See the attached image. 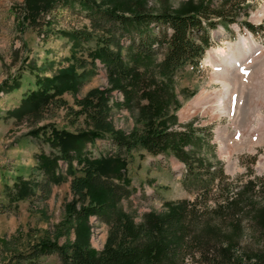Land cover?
<instances>
[{
  "label": "rangeland",
  "instance_id": "obj_1",
  "mask_svg": "<svg viewBox=\"0 0 264 264\" xmlns=\"http://www.w3.org/2000/svg\"><path fill=\"white\" fill-rule=\"evenodd\" d=\"M145 1L147 8L163 11L174 10L189 0ZM192 1L229 9L227 15L234 14L237 19L260 27L252 31L236 20L229 21L230 28L219 23L210 32L211 44L199 67L187 65L172 73L174 96L169 98L168 110L177 118L171 126L180 128L179 124L190 121L196 127H207L210 139L193 149L211 168L221 166L225 180L238 183L236 190L246 180L264 176V0ZM240 3V13H235ZM84 13L77 2L59 0L32 22L26 17L25 0H0V83L6 80L11 84L12 79L19 82L18 86L0 90V264L44 237L63 243L67 234L61 222L68 203L75 200L77 207L88 203V197H81L72 185L85 164L71 151L70 168L68 160L60 157L59 146L51 142L52 130L90 127L89 112L101 106L95 98L92 106L84 108L83 98L93 88H110L105 103L106 120L125 132L135 127L141 131L146 121L141 106L148 103L143 93L154 87V81L163 80L160 67L164 56L159 50L137 62L130 60L138 75L135 89L128 84V76L121 81L126 89L113 87L116 79L110 77L99 58L92 61L90 51L96 39L105 42L103 39L111 38L107 43L116 49L117 42L126 45L128 38L117 33L111 36L106 28H94ZM48 18L50 23L45 22ZM72 30L90 32L93 38L76 42L69 34ZM120 52L126 59V49L120 48ZM68 69L75 76L81 75L75 89L50 95L35 110L37 104H22L24 95L38 87L37 77ZM173 101H178L177 105ZM108 135L86 141L84 158L112 157L114 146ZM41 153L48 157L58 155L54 171L42 168ZM123 158L125 164L113 163L118 169L106 170L104 175L127 182L131 192L121 198L120 205L135 221L142 220L146 212L165 211L168 201L193 199L194 193L181 182L184 164L173 155H153L136 149ZM20 177L33 185L38 183L24 197H17L14 185ZM247 188L244 197L248 195L255 204L264 203V191L257 193L251 186ZM247 202L250 203H239L232 220L239 219L242 225L236 249L252 253L261 246L264 231ZM87 223L91 245L101 249L110 224L95 214L87 216ZM68 236L74 238L73 229ZM35 264H60V260L54 252L41 255Z\"/></svg>",
  "mask_w": 264,
  "mask_h": 264
},
{
  "label": "trees",
  "instance_id": "obj_2",
  "mask_svg": "<svg viewBox=\"0 0 264 264\" xmlns=\"http://www.w3.org/2000/svg\"><path fill=\"white\" fill-rule=\"evenodd\" d=\"M57 1L25 0L28 7L26 17L35 22L41 11L49 9ZM72 2H77L78 8L85 12L94 28H106L111 36L117 33L120 37L128 38L126 45L117 42L116 49L108 45L111 38L103 39L105 42L96 39V45L90 51L92 61L99 58L110 77L116 79L113 87L126 89L121 81L128 76V84L135 89L138 75L135 68H131L130 60L137 62L159 50H163L164 56L160 67L163 80L159 83L154 81V87L143 93L148 103L141 106L146 117L141 131L135 127L125 132L106 120L105 103L110 88L105 91L93 88L83 98L81 103L84 108L92 106L95 98L98 99L96 104L101 106L89 112L92 119L90 127L77 131L65 128L52 130L51 142L59 146L60 157L68 160L70 168L71 151L85 164L81 166V174L74 176L72 185L81 197H88V203L79 207L75 200L68 203L67 213L61 222L62 230L67 234L63 243L44 237L27 251L18 252L5 264H35L41 255L54 252L60 264H264V232L260 239L261 246L252 253L246 249L237 250V237L242 225L239 219L232 220L239 203L249 201L247 203L252 207L255 221L264 231V203L255 204L248 199V195L243 196L248 186L257 193L263 192L264 176L246 180L243 188L235 190L238 183L225 180L221 166L211 168L193 149L201 145L203 140L210 139L207 127H196L190 121L179 124L180 128L173 127L171 124L176 122L177 117L173 111L168 110L169 98L174 96L172 73L187 65L193 69L199 67L206 48L211 44L212 29L219 23L230 28L229 21L233 20L252 31L260 28L259 25L246 19H237L234 14L229 16V9L209 7V3L203 1L189 0L174 10L163 11L147 8L145 0ZM237 7L239 10L235 13H240L241 3ZM45 22L50 23V19ZM69 34L76 42L93 38L90 32L81 30H72ZM123 47L126 49V59L120 52ZM74 74L68 69L54 75L37 77L38 87L24 95L22 104H37L33 107L35 110L50 95L75 89L81 75ZM18 85L17 79H12L11 84L4 80L0 83V90ZM177 102H174L175 105ZM105 133L109 134L114 146L113 156L101 155L85 159L82 154L83 144L103 137ZM136 149L153 155L171 154L180 160L184 164L181 182L194 193L193 199L168 201L165 211L152 210L146 212L142 220L135 221L133 215L120 205L121 198L131 192L127 182L109 178L104 172L118 169L114 164H125L123 156H130ZM57 158L58 155L48 157L41 153L42 168L48 172L54 171ZM14 185L17 187V197H24L38 183L33 185L20 177L15 179ZM89 214H95L111 226L101 249L90 243L87 223ZM72 229L73 239L68 236Z\"/></svg>",
  "mask_w": 264,
  "mask_h": 264
},
{
  "label": "bare ground",
  "instance_id": "obj_3",
  "mask_svg": "<svg viewBox=\"0 0 264 264\" xmlns=\"http://www.w3.org/2000/svg\"><path fill=\"white\" fill-rule=\"evenodd\" d=\"M245 43V42H244ZM226 88V87H225Z\"/></svg>",
  "mask_w": 264,
  "mask_h": 264
}]
</instances>
